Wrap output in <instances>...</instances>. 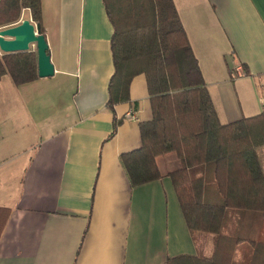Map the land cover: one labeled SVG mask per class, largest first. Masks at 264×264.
<instances>
[{
    "label": "crops",
    "instance_id": "0c3cea01",
    "mask_svg": "<svg viewBox=\"0 0 264 264\" xmlns=\"http://www.w3.org/2000/svg\"><path fill=\"white\" fill-rule=\"evenodd\" d=\"M174 1L220 120L262 112L264 0ZM42 7L54 74L0 80V264L213 256L215 235L190 232L182 213L169 176L179 160L164 171L158 157L162 177L138 185L122 164L142 146L139 124L153 113L145 74L133 78L128 101L108 106L113 25L103 0ZM238 64L245 74L233 78ZM259 155L264 168V146ZM235 259L249 263L239 249Z\"/></svg>",
    "mask_w": 264,
    "mask_h": 264
},
{
    "label": "trees",
    "instance_id": "16d2710c",
    "mask_svg": "<svg viewBox=\"0 0 264 264\" xmlns=\"http://www.w3.org/2000/svg\"><path fill=\"white\" fill-rule=\"evenodd\" d=\"M103 2L113 25L108 106L130 99L138 74L151 97L152 118L139 124L142 146L121 155L130 182L160 179L158 157L174 152L179 166L169 176L187 226L215 235L213 256L183 254L168 264H241L237 249L248 264H264V110L220 120L174 0ZM24 10L46 36L42 0H0V27L19 23ZM4 75L16 84L37 79V51L0 52Z\"/></svg>",
    "mask_w": 264,
    "mask_h": 264
},
{
    "label": "water",
    "instance_id": "95a60500",
    "mask_svg": "<svg viewBox=\"0 0 264 264\" xmlns=\"http://www.w3.org/2000/svg\"><path fill=\"white\" fill-rule=\"evenodd\" d=\"M31 45H36L39 76H52L55 67L48 40L31 19H23L15 25L0 29V49L3 52L27 51Z\"/></svg>",
    "mask_w": 264,
    "mask_h": 264
},
{
    "label": "rangeland",
    "instance_id": "374dc122",
    "mask_svg": "<svg viewBox=\"0 0 264 264\" xmlns=\"http://www.w3.org/2000/svg\"><path fill=\"white\" fill-rule=\"evenodd\" d=\"M23 15H22L21 20L29 18L28 16L30 15V13H29V11H26V12H23ZM31 47L33 49H36V45H31ZM171 157H173V159H177V156H176V154L174 152L166 154V155H164V158L162 157L161 159H159V163L161 165L162 170L165 171V170H170L171 168H174L170 164V160L169 159H171Z\"/></svg>",
    "mask_w": 264,
    "mask_h": 264
},
{
    "label": "built area",
    "instance_id": "2783aa9c",
    "mask_svg": "<svg viewBox=\"0 0 264 264\" xmlns=\"http://www.w3.org/2000/svg\"><path fill=\"white\" fill-rule=\"evenodd\" d=\"M21 21V20H20ZM19 21V22H20ZM245 74L244 68L241 64H238L237 66H235L232 71H231V76L233 78H238L241 77Z\"/></svg>",
    "mask_w": 264,
    "mask_h": 264
}]
</instances>
